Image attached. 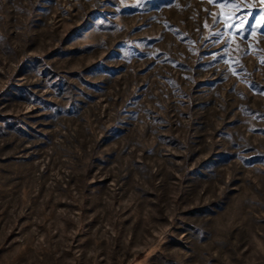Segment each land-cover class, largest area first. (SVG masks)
<instances>
[{
  "label": "rangeland",
  "instance_id": "rangeland-1",
  "mask_svg": "<svg viewBox=\"0 0 264 264\" xmlns=\"http://www.w3.org/2000/svg\"><path fill=\"white\" fill-rule=\"evenodd\" d=\"M262 12L0 0V264H264Z\"/></svg>",
  "mask_w": 264,
  "mask_h": 264
},
{
  "label": "snow or ice",
  "instance_id": "snow-or-ice-1",
  "mask_svg": "<svg viewBox=\"0 0 264 264\" xmlns=\"http://www.w3.org/2000/svg\"><path fill=\"white\" fill-rule=\"evenodd\" d=\"M213 2L214 3H220V4H227L228 3V0H213ZM260 15H264V12L260 13ZM225 23L228 24L230 22L229 21H225ZM240 23H243V21H241ZM231 25H232L233 28H235L237 26L234 21L231 22Z\"/></svg>",
  "mask_w": 264,
  "mask_h": 264
}]
</instances>
